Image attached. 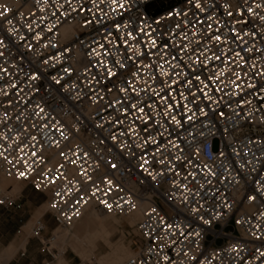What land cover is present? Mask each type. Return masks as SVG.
I'll list each match as a JSON object with an SVG mask.
<instances>
[{
  "label": "built area",
  "instance_id": "built-area-1",
  "mask_svg": "<svg viewBox=\"0 0 264 264\" xmlns=\"http://www.w3.org/2000/svg\"><path fill=\"white\" fill-rule=\"evenodd\" d=\"M0 175L41 264L87 207H143L122 264H264V0L0 1Z\"/></svg>",
  "mask_w": 264,
  "mask_h": 264
},
{
  "label": "crops",
  "instance_id": "crops-1",
  "mask_svg": "<svg viewBox=\"0 0 264 264\" xmlns=\"http://www.w3.org/2000/svg\"><path fill=\"white\" fill-rule=\"evenodd\" d=\"M8 189L11 193L12 188ZM14 196L20 205L19 209L0 206V264H41L46 255L42 252L38 240L30 236V230L28 235L25 230L30 226L33 217L44 207L42 205L45 195L34 191L29 185H23ZM39 216L46 226L42 236L47 238L54 229V223L51 218H47L46 213H40Z\"/></svg>",
  "mask_w": 264,
  "mask_h": 264
},
{
  "label": "rangeland",
  "instance_id": "rangeland-1",
  "mask_svg": "<svg viewBox=\"0 0 264 264\" xmlns=\"http://www.w3.org/2000/svg\"><path fill=\"white\" fill-rule=\"evenodd\" d=\"M4 180L6 179L0 177V189L5 190L10 187L12 188L11 193L13 194L19 193L21 186L27 185L14 180H6L7 182L2 184ZM43 203L44 204L42 206L44 207L40 210L41 215L47 211L46 198ZM92 212L94 211L89 210V213ZM46 215L47 218L50 219V216L48 214ZM99 216L104 215L99 214ZM39 217V214L33 217L30 226L25 230L26 235L29 234V230L33 222ZM125 218L126 217H116V219L121 223L119 227L111 226L110 224L99 227L97 230L98 238L93 241L91 245H80L76 252L71 251L67 247V242L64 244L57 242L56 244L51 243V247L57 251L55 264H57L59 259L64 260L65 264H122L128 257L133 255L135 249L134 244L138 240L135 230V224L137 222L135 221L133 226H129L124 222ZM49 224L52 226L51 222H49ZM73 228L75 227H71L69 230L58 231H69L70 234H73ZM120 257H122V260H119Z\"/></svg>",
  "mask_w": 264,
  "mask_h": 264
},
{
  "label": "bare ground",
  "instance_id": "bare-ground-1",
  "mask_svg": "<svg viewBox=\"0 0 264 264\" xmlns=\"http://www.w3.org/2000/svg\"><path fill=\"white\" fill-rule=\"evenodd\" d=\"M0 1H12V0H0ZM65 31L68 32L69 29L67 28ZM0 177L6 180H12V179H7L1 175ZM6 180H4L2 184L7 182ZM89 210H92L94 212L89 213ZM142 210H143V207H140L137 211L127 216L124 222L129 226H133L135 224V221L138 222L141 219ZM40 213L41 212L39 211L38 214L40 215ZM99 214H102V213L95 211L91 207H87L82 217L80 218V220L75 222L71 226V227H75L73 228L74 230L73 234H70L69 231L60 232L58 230H61V229H57L54 232V241L52 244L54 243L56 244V242L64 244L65 242H67V247L71 251L76 252L77 248L80 245H87V246L91 245L92 242L98 238L97 230L99 227H102L106 224L107 225L110 224L111 226H115V227H119L121 225V223L116 219L115 216H108L105 214H102L104 216H99ZM69 229H63V230H69ZM50 248H52L51 245H50ZM119 260H122V257H120ZM57 264H65V261L59 259L57 261Z\"/></svg>",
  "mask_w": 264,
  "mask_h": 264
}]
</instances>
